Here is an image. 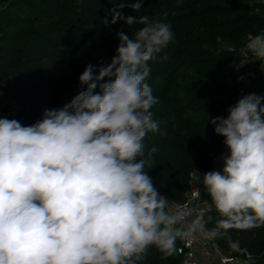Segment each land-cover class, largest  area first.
<instances>
[{"label":"clouds","instance_id":"1","mask_svg":"<svg viewBox=\"0 0 264 264\" xmlns=\"http://www.w3.org/2000/svg\"><path fill=\"white\" fill-rule=\"evenodd\" d=\"M129 7L136 13L142 4ZM110 11L106 25L141 27L117 30L110 63L87 65L70 102L30 126L0 118V264H141L153 248L161 259L175 255L178 240L223 237L239 250L230 230L264 227V96L244 95L226 117L209 120L227 153L222 170L196 182L218 218L211 228L202 211L189 220L146 172L159 149L146 152L144 141L160 127L151 111L158 97L145 81L149 62L175 43L169 13ZM242 52L264 64V31L249 33Z\"/></svg>","mask_w":264,"mask_h":264},{"label":"trees","instance_id":"2","mask_svg":"<svg viewBox=\"0 0 264 264\" xmlns=\"http://www.w3.org/2000/svg\"><path fill=\"white\" fill-rule=\"evenodd\" d=\"M137 2L142 4L141 13L153 4L157 17L168 12L165 22L171 23L174 33L175 43L149 62L145 83L162 111L161 117L153 113L160 131L148 133L144 143L146 152L153 146L159 149L147 174L170 201L181 202L190 189L187 174L209 169L211 154L226 149L209 122L228 114L220 98L228 91L229 74L218 75L217 68L236 58L248 33L264 30V0H182L179 7L177 0H0V80L7 106L16 107L8 119L30 126L45 109L70 102L78 94L85 67L110 61L103 57L110 54L107 45L101 51L95 41L114 34L122 22L106 25L103 21L112 19L110 10L127 16L132 13L129 5ZM120 3L125 4L123 9ZM259 87L264 96V83ZM217 218L212 208L205 217L207 226L211 228ZM229 236L251 254L252 259L242 264H264V227L230 230ZM214 240L224 253L234 251L225 238ZM180 262L177 254L161 259L153 248L141 264Z\"/></svg>","mask_w":264,"mask_h":264},{"label":"rangeland","instance_id":"3","mask_svg":"<svg viewBox=\"0 0 264 264\" xmlns=\"http://www.w3.org/2000/svg\"><path fill=\"white\" fill-rule=\"evenodd\" d=\"M246 1L250 2L253 0H246ZM75 5H77L76 2H75ZM156 7H157V5L153 4L149 10H147L143 13H141V12L140 13L139 12L133 13L132 12L128 15L134 14L137 16H140V15L157 16ZM139 27H141V25L126 26L122 21L117 26V29L115 30L114 34H112L111 36L96 37L95 41H96L97 46L100 47L99 50L102 51V49L104 48V45H107L105 50L107 52H110V54H106V52H105L103 54V57L108 56L110 61H111V58L115 55L117 45L119 44V39L116 35L117 30H122L126 34L131 35ZM251 34L256 35L259 33H251ZM247 35L242 40L243 45L238 48V55L236 56V58H234V60L227 62L226 64L217 68L218 75L223 76L227 73L229 74L227 77V80H226L228 83L226 85V89H228V91H227L225 96L220 98V100L225 105H227L228 108L230 106H234L236 104V102L239 99H241L244 95H247L250 93H255V94L259 95L260 91H261L259 85L264 83L262 81V77H264V64H262V62L259 60H256V61L249 60L248 62H246L248 57H246L242 52V49L244 48L245 43H246ZM162 52H166V50L163 49ZM110 61H107V63H110ZM107 63H105V65ZM98 65H99L98 62H96L94 64V66H96L97 68H98ZM208 101H210V99H208L207 102ZM160 106H161V103H157L151 109V111L154 114H158L159 117H161V111H162V109L159 108ZM10 108L13 109L14 105H11ZM223 140H224V137H223ZM226 153H227V149L211 154V165H210L209 169L203 170L200 168H196V169L192 170L190 173H188L187 177H186L187 181H188V183H187L188 188H191V187L198 185L199 188L202 189V191H201L202 195H206L208 208L210 210L212 209V208H210L211 200H210L207 192L204 190L203 184L201 182H196V181L198 179L199 174L203 175L204 173H206L207 171H210V170H219L223 166L222 154H226ZM169 202L171 203L172 201L169 200ZM231 254L233 256H235L236 259L239 261H242L246 258V254L243 252V250H240V249L234 250Z\"/></svg>","mask_w":264,"mask_h":264},{"label":"built area","instance_id":"4","mask_svg":"<svg viewBox=\"0 0 264 264\" xmlns=\"http://www.w3.org/2000/svg\"><path fill=\"white\" fill-rule=\"evenodd\" d=\"M264 31V30H263ZM4 82L0 80V95H3ZM4 96V95H3ZM16 111V107L9 109L5 103L1 113L5 118H8L13 112ZM199 190V193L197 192ZM202 189L199 186L191 187L185 194L184 199L181 202H171L170 205L176 210H185L190 213L188 219H195L199 212H204L205 217L209 213L208 203L206 195H202ZM178 252L176 253L180 258V264H242L248 259L249 254L243 250L246 254V258L242 261L236 259L231 253H224L217 245L215 240H190L177 242Z\"/></svg>","mask_w":264,"mask_h":264},{"label":"crops","instance_id":"5","mask_svg":"<svg viewBox=\"0 0 264 264\" xmlns=\"http://www.w3.org/2000/svg\"><path fill=\"white\" fill-rule=\"evenodd\" d=\"M6 101L4 99V96L3 95H0V118H5L4 115H2L1 111L5 105ZM10 109V107H9ZM15 112H13L12 114H14Z\"/></svg>","mask_w":264,"mask_h":264}]
</instances>
